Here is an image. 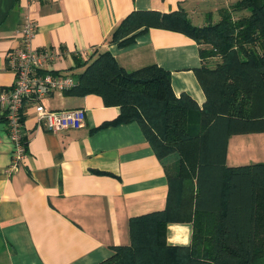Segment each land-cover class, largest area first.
<instances>
[{"label":"crops","instance_id":"1","mask_svg":"<svg viewBox=\"0 0 264 264\" xmlns=\"http://www.w3.org/2000/svg\"><path fill=\"white\" fill-rule=\"evenodd\" d=\"M235 1L0 0V91L14 86L8 53L21 45L17 30L30 16L37 28L33 47L64 52L50 66L54 74L75 77L94 55L109 51L128 72L150 65L168 71L175 95L187 94L203 108L207 99L195 72L205 62L203 45L170 29L143 31L127 47L109 43L110 36L134 11L182 9L194 26L203 27L218 22L221 7ZM41 102L51 110L83 108L86 122L53 133L37 123L27 103V157L10 175L12 145L0 108V264H100L115 247L131 244V219L167 208L180 157L161 159L141 125L116 124L121 107L105 106L100 96L54 92ZM255 163H264V133L231 136L227 167ZM174 220L167 226L168 245L190 247L193 223ZM186 238L189 243H182Z\"/></svg>","mask_w":264,"mask_h":264},{"label":"trees","instance_id":"2","mask_svg":"<svg viewBox=\"0 0 264 264\" xmlns=\"http://www.w3.org/2000/svg\"><path fill=\"white\" fill-rule=\"evenodd\" d=\"M219 15L198 27L182 9L134 11L109 40L127 47L150 29L192 37L204 46L203 61H216L195 71L203 108L175 95L168 71L150 65L128 72L109 51L85 63L76 86L64 92L121 107L116 124L138 122L161 159L181 158L167 208L131 219V244L100 264H264V163L226 165L231 136L264 133V0H236ZM178 218L194 225L190 247L167 243V226Z\"/></svg>","mask_w":264,"mask_h":264},{"label":"built area","instance_id":"3","mask_svg":"<svg viewBox=\"0 0 264 264\" xmlns=\"http://www.w3.org/2000/svg\"><path fill=\"white\" fill-rule=\"evenodd\" d=\"M36 32L34 20L26 16L17 30L21 45L8 53L9 68L15 76L14 86L9 91H0V108L5 112L12 145L11 164L7 169L10 175L20 170L27 157L28 138L24 131L27 103L33 104L37 123L53 133L80 129L87 118L83 108L51 110L41 102L51 93L72 90L77 80L50 70V66L61 59L64 52L51 47L35 49L33 40Z\"/></svg>","mask_w":264,"mask_h":264},{"label":"rangeland","instance_id":"4","mask_svg":"<svg viewBox=\"0 0 264 264\" xmlns=\"http://www.w3.org/2000/svg\"><path fill=\"white\" fill-rule=\"evenodd\" d=\"M205 62H207V63H206L207 65H209V66H213V65H215V62H216V61H215V59H213V58H209V59H207ZM80 71H81V70H80ZM80 71H79V69H78V70H76V73L78 74ZM193 119H194L193 121H196V120H197V117H195V115H194V116H193ZM190 127L193 128L194 125L191 124ZM195 128H197V126H196ZM174 154H178V153H174ZM172 155H173V154H172ZM178 155H179V154H178ZM179 157H180V155H179ZM180 160H181V158H180Z\"/></svg>","mask_w":264,"mask_h":264},{"label":"clouds","instance_id":"5","mask_svg":"<svg viewBox=\"0 0 264 264\" xmlns=\"http://www.w3.org/2000/svg\"><path fill=\"white\" fill-rule=\"evenodd\" d=\"M188 231H189V234H190L191 229H189ZM182 243H184V244H188V243H189V240L186 238V239H184V240L182 241Z\"/></svg>","mask_w":264,"mask_h":264}]
</instances>
